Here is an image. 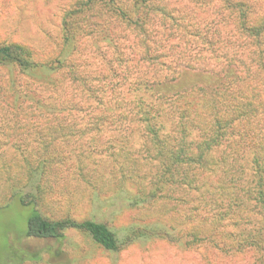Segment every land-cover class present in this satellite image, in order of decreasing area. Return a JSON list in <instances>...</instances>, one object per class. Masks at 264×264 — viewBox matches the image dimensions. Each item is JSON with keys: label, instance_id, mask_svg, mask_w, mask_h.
Segmentation results:
<instances>
[{"label": "trees", "instance_id": "1", "mask_svg": "<svg viewBox=\"0 0 264 264\" xmlns=\"http://www.w3.org/2000/svg\"><path fill=\"white\" fill-rule=\"evenodd\" d=\"M54 30L0 41V210L18 202L24 237L56 243L35 258L72 230L108 253L160 240L178 264H264V0H63ZM61 179L154 221L47 216Z\"/></svg>", "mask_w": 264, "mask_h": 264}, {"label": "rangeland", "instance_id": "2", "mask_svg": "<svg viewBox=\"0 0 264 264\" xmlns=\"http://www.w3.org/2000/svg\"><path fill=\"white\" fill-rule=\"evenodd\" d=\"M62 1L1 0L0 41L26 40L35 47H42L40 46L44 39L42 30L48 36L55 33L54 27ZM21 77L23 81L25 77ZM8 79L7 69L0 67V120L4 117L5 122L8 120L7 117H11L6 110L7 103L11 104L12 100L7 91ZM5 112H7L6 116ZM83 181L85 180L61 179L65 189L59 192L48 191L46 196L50 198H44L39 208L45 215L52 218L66 209L78 220L95 218L107 223L119 235L123 227L154 221V218L144 210L129 207L124 196L113 191V187L106 189L97 203L90 185L94 184V180H91L90 184ZM70 184L71 189H68L67 186ZM27 212L28 208L21 206L18 202H13L10 207L0 210V264H136L135 262L141 264L144 261L166 260L168 264H178V261L174 263L176 258L170 251L165 250L160 240H154L151 243L136 241L117 253H108L84 235L72 230L66 232L61 247L63 252L59 254L57 260L51 258L50 254H42L43 258L37 260L35 257L41 250L48 246H56V243L24 237L23 229L26 221L24 214ZM179 257H181L180 253Z\"/></svg>", "mask_w": 264, "mask_h": 264}]
</instances>
